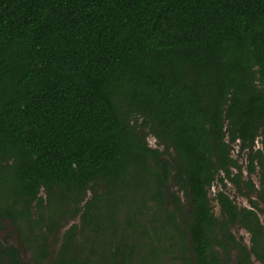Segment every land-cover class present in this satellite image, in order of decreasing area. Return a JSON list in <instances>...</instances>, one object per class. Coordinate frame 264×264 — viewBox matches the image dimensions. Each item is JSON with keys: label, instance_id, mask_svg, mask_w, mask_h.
<instances>
[{"label": "trees", "instance_id": "16d2710c", "mask_svg": "<svg viewBox=\"0 0 264 264\" xmlns=\"http://www.w3.org/2000/svg\"><path fill=\"white\" fill-rule=\"evenodd\" d=\"M261 137L264 0H0V238L29 264L264 263L257 213L210 197L243 191L239 144L264 206Z\"/></svg>", "mask_w": 264, "mask_h": 264}, {"label": "rangeland", "instance_id": "374dc122", "mask_svg": "<svg viewBox=\"0 0 264 264\" xmlns=\"http://www.w3.org/2000/svg\"><path fill=\"white\" fill-rule=\"evenodd\" d=\"M259 139H262V137L259 138ZM147 140H148V142L150 143L151 146H157V141L151 134L147 136ZM160 149L163 150V151L165 150L163 146L160 147ZM237 149H239V148L237 147ZM167 157L170 158V156H167ZM242 164L243 165L247 164V159L244 162H242ZM253 177L258 179V174L257 173L253 174ZM130 180L132 181V183H133V181H136V179L133 176L129 175V181ZM218 184H219V182H218ZM100 185L102 186L101 182H100ZM132 185H134V184H132ZM169 185H170V188L173 191H175V192L179 193L180 195H182L183 201H184V203L186 205L187 212H189L190 206H189V203H188V200L186 198L185 193L179 187L175 186V184L172 181L170 182ZM98 187L99 186H97V188ZM218 189L219 188H218L217 184L212 186V188L210 189L211 205H212V208L214 210V213L217 214V215L220 214L219 213V206H218L217 202L213 200V196L215 195V192ZM226 191H228L229 193L231 192L234 196L236 195V189H235V187L232 184H228L227 185ZM90 197H92V193L89 194L87 200ZM236 197H237V202L239 204L248 205L247 199L244 196L240 195V196H236ZM66 218L67 219L64 222H62L61 228L59 229V231L54 236H52L50 238V242H51L50 244H51V248L52 249H53V247H54V245L56 244L57 241L60 242V240L63 239L64 233L70 228V226L73 223L76 222V223L80 224V222H81V219L79 217L76 218V219H72L70 217H66ZM261 218H262V221L264 223V212L261 213ZM235 232H236V234L238 236H244L245 237L244 238V242L246 244H250L249 235L245 231H243V230L240 231L238 228H236ZM59 238H60V240H59ZM0 239H1V241H2V243L4 245H7V244L8 245H15V246H17V247H19L21 249V259H22L24 264H29L31 262V260H32L31 251L28 250L26 248V246L21 243L19 232L17 231V229L13 225L9 224V222H7V221H5V228L2 231V233H1V238ZM59 242L56 244V248L57 249H58V246H59ZM232 255H233L234 259H236V252L233 251ZM232 264H236V261L233 260Z\"/></svg>", "mask_w": 264, "mask_h": 264}, {"label": "flooded vegetation", "instance_id": "af4514ba", "mask_svg": "<svg viewBox=\"0 0 264 264\" xmlns=\"http://www.w3.org/2000/svg\"><path fill=\"white\" fill-rule=\"evenodd\" d=\"M260 140V141H259ZM263 138L262 139H258L257 142L255 143V145L253 146V152H257L259 151L260 149L264 150V145H263ZM238 147L239 148V144H235L233 147ZM237 147L235 148V150L231 151V157L236 159V160H239L240 164H242V162H244L246 159L248 161V151L247 150H240V149H237ZM247 152V153H246ZM243 165V164H242ZM231 170H232V177H234V174H237L239 173L240 171L237 169V168H234V167H231ZM255 174V173H254ZM258 174V173H257ZM224 175V174H222ZM242 179L243 181L247 182V184L249 183H252L254 184V190H248V187L246 185V183H242V186L244 187L243 188V191H240L238 186L229 181V180H225L226 182V185L228 184H232L235 189H236V195L234 196L231 192L229 193L228 191H226V187L219 181V179L215 182L218 186V190L215 192V195L213 196V200L217 202L218 206H219V215H217L218 217L221 216V206L218 202V200L215 198L216 194L218 191H226L228 193V195L230 196L231 199L234 200V202L236 203V205L238 206L239 209H242L244 207L248 208V209H251V210H254L257 215L259 216L260 218V223L264 226V223L262 221V218H261V213L264 212V206L263 205H260L259 207H256L254 206L253 204H251L250 202V199H258L257 198V192L260 191L261 189V177L259 176L258 174V179H256L255 177H253V174L249 171V165L248 164H245L242 166ZM219 182V184H218ZM215 184V185H216ZM244 196L246 199H247V202H248V205H242V204H239L237 202V197L236 196ZM238 228L240 231L243 230L245 231L248 235H249V238L251 239V233L243 226H241L240 224L236 225L235 227H233L232 231L234 233V235L236 236V238L239 240V241H244V236H238L235 232V229ZM234 252H236V258L238 256V252L236 250H234ZM233 260L236 261V259H234L233 257ZM254 264H264L263 262L261 261H254Z\"/></svg>", "mask_w": 264, "mask_h": 264}]
</instances>
